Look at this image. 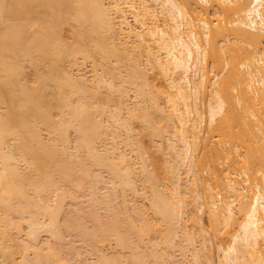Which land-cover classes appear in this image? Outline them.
Segmentation results:
<instances>
[{
	"label": "bare ground",
	"instance_id": "bare-ground-1",
	"mask_svg": "<svg viewBox=\"0 0 264 264\" xmlns=\"http://www.w3.org/2000/svg\"><path fill=\"white\" fill-rule=\"evenodd\" d=\"M137 134L179 141L169 193ZM194 202L264 264V0H0V264H211Z\"/></svg>",
	"mask_w": 264,
	"mask_h": 264
},
{
	"label": "rangeland",
	"instance_id": "rangeland-1",
	"mask_svg": "<svg viewBox=\"0 0 264 264\" xmlns=\"http://www.w3.org/2000/svg\"><path fill=\"white\" fill-rule=\"evenodd\" d=\"M84 68H85L84 71H88V72H89V68H90V67H89L88 64H86V66H85ZM89 73H90V72H89ZM89 73H87V74L89 75ZM148 73H149V74H148V76H149V75H151L153 72H152V71H148ZM129 95L132 96V95H133V92H132V93H129ZM132 97H133V96H132ZM132 97H129V101H128V102L131 103V104L133 103V101H134V99H135V98H132ZM130 98H131V99H130ZM135 100H136V99H135ZM207 123H208V122H207ZM207 123L205 122V125H204V126H206ZM141 127H142V125H141ZM137 128H138V127H137ZM137 128H136V130H138ZM140 129H141V130H140ZM145 130H146V128H145ZM145 130H144V128H143V129H142V128H139V131H137V132L140 133V131H141L142 134H143V133L145 134V132L147 131V130H146V131H145ZM142 131H144V132H142ZM147 132H148V131H147ZM147 132H146V133H147ZM139 133H138V134H139ZM138 134L135 135V136H137V137H138V140H139V139H141L142 137L139 138V135H140V134H139V135H138ZM142 134H141V136H143ZM148 137H149V136H148ZM135 138H136V137H135ZM144 138H145V139L142 138V139H143V143H144L145 147H147L148 144H150L151 141H149V142L147 143L148 140H146V139H147L146 136H145ZM149 138H150V137H149ZM149 138H148V139H149ZM151 138H152V137H151ZM136 139H137V138H136ZM152 139H154V143L152 142V143L150 144V146H148V147H150V149L147 147V148L150 150V152H152V153H149V151H147L149 154H148V155H147L146 153L144 154V155H146V156H144V157H146V159L148 158V161L145 160V162H148V165H147V166L149 167V170H151V169L153 170V175H155L154 178H156V181H157V179H158L157 183L159 184L160 188H161V189H164V191H165L166 193H167V192L169 193V190L173 188V187L171 186V185H172V184H171V181H172L173 179H172V180H171V179L169 180L168 178H169V177L171 178V175H172L171 172L177 167V166H176L177 161H175V160H176V159H174L175 156H172V154H175V153H174L175 150L177 151V150L179 149V147H177V145H179V144H178L179 141L176 142V144H177V145L175 144L176 149L174 150L173 153H170L172 150H170V151L168 150L169 157H170V159L172 160V161L170 160V163L168 164V161L166 162V160H165V158H164V156H163V155H164V152H165V149H164V150L162 149V150H163V151H162L163 153L160 152L161 149H160V150L158 149V146L161 147V145H162V148L166 147V143H165V142H162V143H161V141H160L159 139H156L155 137L152 138ZM138 140H136V141L138 142V143L136 142V145H138V144L141 142L140 144H141V146H142V145H143V144H142V141L140 140V142H139ZM158 140H159V141H158ZM156 142H157V143H156ZM159 142H160V145L158 144ZM145 143H146V144H145ZM164 143H165V144H164ZM140 144H139L138 147H141ZM155 144H156V145H155ZM136 145H134V146H136ZM144 145H143V146H144ZM146 145H147V146H146ZM157 145H158V146H157ZM163 145H164V146H163ZM143 146H142L141 148H143ZM145 147H144V148H145ZM160 147H159V148H160ZM144 148H143V149H144ZM167 149H168V148H167ZM140 150H141V149H140ZM144 150H145V149H144ZM199 150H200V146H199ZM199 150H198V151H199ZM166 152H167V150H166ZM196 153H197V152H196ZM162 154H163V155H162ZM197 154H198V153H197ZM170 155H171V156H170ZM162 156H163V157H162ZM172 157H173V158H172ZM134 158H136V157H134ZM163 158H164V161H163ZM137 159H138V158H137ZM135 160H136V159H135ZM138 160H139V159H138ZM138 160H137V161H138ZM153 160H154V161H153ZM156 160H158V161H156ZM173 160H174L175 162H174ZM156 162H157V163H156ZM158 162H159V163H158ZM146 164H147V163H146ZM155 164H157V166H156ZM158 164H159V165H158ZM170 164H171V165H170ZM170 166H172V168H171L172 171H171V169L169 168ZM155 167H156L157 169H161V170H156ZM174 167H175V168H174ZM168 168H169V169H168ZM167 170H168V172H167ZM161 171H162V173H160ZM169 171H170V172H169ZM168 174H169V175H168ZM205 174H206V172L204 173V176H205ZM182 176H184V175H182ZM191 176H192V175H191ZM191 176H190V177L188 176L189 178H191V180L189 179V181H188V179H187L188 183H190V182H192V181L195 182V180L192 179V178H194L195 176H194V175H193V177H191ZM206 176H207V174H206ZM186 178H187V177H186ZM182 179H183V178H182ZM182 181H183V180H182ZM188 183H186V185H187V187H188V186L190 187L191 184L188 185ZM171 187H172V188H171ZM74 189H75V188L70 189V190H72V191H71L72 194L70 193V195H74V196L76 197V196H78L77 194H79V192H77L76 189H75V190H76V192H75ZM70 190H69V191H70ZM73 190H74V192H75L74 194H73ZM76 193H77V194H76ZM74 196H72V197H74ZM76 198H78V199H75V200H74V199L72 198L73 202H72V201H69V200H68V201L66 200V201L64 202V205H62L64 211L67 210L68 208H70L69 206H70L71 203H73V204L71 205L72 207L77 206V205H75V203H76V204L78 203L77 200L80 202V199H82V198H80V197H76ZM189 200H190V198H189ZM137 201L139 202V200H137ZM200 202H201V200H200ZM147 203H148V202H147ZM197 203H198V202H196V204H195V202H194L193 205H192V203H190V204H188L187 206H188V208H190L191 206H195V205H196V206H195V208L197 207L196 210L198 209V207H199V209H200V204H199V206H198ZM201 203H202V202H201ZM189 206H190V207H189ZM64 207H65V208L67 207V209H65ZM72 207H71V208H72ZM71 208H70V209H71ZM191 208H192V207H191ZM191 208H190L189 210H186L187 213L185 212V214H184L185 219H186V218L188 219V222H187V219H186V222H187L186 224L189 223V226H191V227L189 228L190 231H191V230H194L193 232L198 233V232H197V231H198L197 228H195V227H193V226L199 227V225H200V227H202L203 230H204V228H205L204 231H208L207 229H209V226H208V221H207L206 214H205L204 210L202 209L203 212H202V211H196V210L194 211L195 208H194V209H191ZM70 209H69L68 211H70ZM146 209H147V208H146ZM71 210H73V208H72ZM100 210H101V209H100ZM191 210H192V212H191ZM200 210H201V209H200ZM148 211H149V210H148ZM65 212H66V211H65ZM65 212H64V213H65ZM188 212H189V213H188ZM190 213H191V215H190ZM192 213H193V214L195 213V214H194V215H195V220H193V221H196L195 223H194L193 221L191 222L192 218H194V217H193L194 215H193ZM119 214H120V213H119ZM119 214H118V215H119ZM149 214H150V212H149ZM188 214H189V215H188ZM121 215H122V214H121ZM121 215H119V216H121ZM150 216H151V215H149V217H150ZM122 217H123V215H122ZM189 217H190V218H189ZM151 218H152V217H151ZM196 219H197V220H196ZM189 221H190L191 223H190ZM193 223H194V225H191V224H193ZM191 228H193V229H191ZM194 228H195V229H194ZM195 230H196V231H195ZM42 232H43V231H42ZM199 232L202 233L201 230H199ZM222 232H223V234H224L225 231H222ZM222 232H220V233L222 234ZM23 233H24V231H23ZM40 233H41V232H39V234H40ZM200 233H199V234H200ZM206 233H207V234H206ZM206 233H205V234L202 233L203 235H205L204 237H206V238L200 236V238L204 239V242L207 243V245L204 243V244H205L204 247H203L202 245H200L201 243H200L199 240H197V241L195 240V237H196L197 234L195 235V237L192 235V236L194 237L193 240L196 241V242H198V243H200V244L198 245V243L195 242V243L198 245V247H197V248H198V251L200 250L202 254L200 253V251H199L198 253H200V255L203 256V258H204L205 255H206V256H205L206 258H207V256H208L209 259L211 260V261H209L211 264H212V263H214V264H219V263H220L219 260L222 259V255L220 254V252H219V250H218V247H219V245L226 246L228 242H226L227 240L224 239V238H223V239L218 238V236H219L220 233H219L218 235H216V236H212V234H211V235H210V234L208 235L209 231L206 232ZM39 234H38V235H39ZM193 234H195V233H193ZM21 236H22V235H21ZM49 236H50V235H48L47 233H44V232H43V233H41L38 237H39L40 241H42V242L45 241L44 239L48 238V239H46V241L49 242V239H50V238H51L50 241L54 238L53 236H52L53 238H52V237H49ZM66 236H68V235H66ZM66 236H65V239L63 240V242H67V244H68L69 241H71V240H70L71 238L67 237L68 239H66ZM70 237H72V236H70ZM180 238H181V239L183 238V239L181 240ZM180 238H178V239L175 240V241L178 242V243L180 242L179 244H178V243L176 244L177 247L175 248V251L178 250V251H177L178 253L175 252L174 249H172V248H171V250H170L169 247H168L169 250H167L168 248H167V246H165L164 244H161V245H160V247L162 248V251L160 250L161 248L158 249V250H160L159 252H164L163 250H167V251H169V252H166V251H165L164 254H165V253H167V254L169 253L168 255H167V254H166V255L168 256V259L171 261V264L174 263V262H176V260H177L179 263H180V261H181V262L184 263V264H191V263H190V261H191L192 264H193V260L191 259V258H192L191 255L193 254V252H192V250H191L192 247L190 246V244H188V242H187L188 239H186L187 237H185V236L183 237V235L181 234V237H180ZM184 238H185L186 240H184ZM196 238H198V237H196ZM200 238H198V239H200ZM207 238L209 239V241L207 240ZM179 239H180V240H179ZM202 239H200V240L202 241ZM227 239H228V238H227ZM178 240H179V241H178ZM183 240H184V242H183V244H182V241H183ZM205 240H206V241H205ZM53 241H54V240H52V244H53ZM185 241H186L187 245H186ZM63 242H62V244H63ZM152 242H153V241H152ZM154 242H157V240L154 241ZM154 242H153V243H154ZM176 242H175V243H176ZM74 243H75V242H74ZM189 243H190V242H189ZM45 244H46V245H47V244L49 245V243H45ZM45 244L43 245L44 247H45ZM64 244L67 245L66 243H64ZM69 244H71V246H70ZM69 244H68L67 246H65V245L62 246V247L64 248V251L66 252V253H65V256H66V255L68 256V255H69V252H70V251H68V254H67V251H66L67 248H72V246L75 245V244L72 245L73 242H71V243H69ZM76 244H77V243H76ZM147 244H148V243H147ZM147 244L141 245V246H140L141 249H142L143 247H144V248L147 247V246H145V245H147ZM149 244H151V243H149ZM181 244H182V245H186V246H184V248L187 247V249H185V250H188V251H185L184 249H182L183 246H182ZM225 244H226V245H225ZM163 245H164L167 249H166ZM188 245H189L190 247H189ZM50 246H51V242H50ZM64 246H65V247H64ZM69 246H70V247H69ZM75 246H76V245H75ZM75 246H74V247H75ZM112 246H113V245H111V247L108 246L109 249H111V250L107 249L108 247L106 246V248H105L106 251L109 250V251H107L108 254H109V253H110V254L113 253V252H111V251H112V249L115 248V247L113 246V248H112ZM162 246L164 247V249H163ZM178 246H179V248H178ZM180 246H181V248H180ZM201 246H202L204 249L202 248V250H201V249L199 248V247H201ZM66 247H67V248H66ZM76 247H77V246H76ZM148 247H149V246H148ZM188 247H189V248H188ZM65 248H66V250H65ZM144 248H143V249H144ZM149 248H151V247H149ZM73 249H74V248H73ZM73 249H72V250H73ZM75 249H76V248H75ZM75 249H74L73 251L76 252V251H78L79 248L77 247V250H75ZM143 249H142L141 251H143ZM146 249H147V248H146ZM151 249H152V248H151ZM151 249H149V250L151 251ZM179 249H180V250H179ZM69 250H71V249H69ZM72 250H71V252H70V253H71V256H72V253H74ZM79 250H80V249H79ZM82 250H83V249H81L80 251H82ZM114 250H115V249H114ZM114 250H113V251H114ZM117 250H118V249H116V251H117ZM120 250H121V249H120ZM147 250H148V249H147ZM149 250H148V254H149V252H150ZM203 250H205V252H204ZM80 251H79V252H80ZM106 251H105V252H106ZM122 251H126V250H121V251H119V253H121ZM170 251H171L172 254L170 253ZM180 251H181V252H180ZM46 252H47V251H46ZM144 252H145V251H144ZM179 252H180L182 255L179 254ZM185 252H187V253H185ZM203 252H204V253H203ZM48 253H49V251H48ZM48 253H44V250H43V254H48ZM117 253H118V251H117ZM119 253H118V254H119ZM122 253H124V252H122ZM122 253H121V254H122ZM145 253H147V252H145ZM173 253H174V256H173ZM184 253H185V254H184ZM53 254H55V253H53V252L51 251V255H52L51 258L53 257V259H56V258H54V257H56V255L53 256ZM113 254H114V253H113ZM125 254L127 255L128 253L125 252ZM170 254H171V255H170ZM177 254H178V256H177ZM203 254H204V255H203ZM207 254H208V255H207ZM119 255H120V254H119ZM126 255H125V256H126ZM145 255H146V254H145ZM169 255H170V256H169ZM179 255H180V256H179ZM48 256H50V255L48 254ZM65 256H64V257H65ZM67 256H66V257H67ZM71 256L69 255V257H71ZM122 256H124V255H121V257H122ZM125 256H124L123 258H127V257H125ZM182 256H183L184 258H183ZM145 257H146V256H145ZM170 257H174V259H172V258L170 259ZM175 257H176V258H175ZM210 257H211L212 259H211ZM85 258H89V257H85ZM90 258H91V257H90ZM90 258H89V259H90ZM123 258H121V260H123V261L126 262L127 260H125V259H123ZM149 258H150V257H149ZM206 258H204V260H206ZM219 258H220V259H219ZM89 259H88V260H89ZM190 259H191V260H190ZM143 260H144V259H143ZM147 260H150V259H147ZM183 260H184V262H183ZM89 261L91 262V259H90ZM170 261H167V262L170 263ZM125 262H124V263H125ZM128 262H129V260H128ZM128 262H127V263H128ZM178 262H177V263H178ZM218 262H219V263H218ZM169 263H168V264H169ZM177 263H175V264H177ZM205 263H206V262H205ZM205 263L203 262V264H205ZM207 264H209V263H207Z\"/></svg>",
	"mask_w": 264,
	"mask_h": 264
}]
</instances>
